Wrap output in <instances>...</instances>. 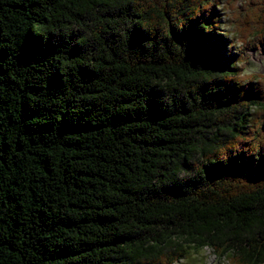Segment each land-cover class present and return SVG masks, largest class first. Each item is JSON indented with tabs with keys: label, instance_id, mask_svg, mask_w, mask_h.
Wrapping results in <instances>:
<instances>
[{
	"label": "trees",
	"instance_id": "1",
	"mask_svg": "<svg viewBox=\"0 0 264 264\" xmlns=\"http://www.w3.org/2000/svg\"><path fill=\"white\" fill-rule=\"evenodd\" d=\"M257 42L264 0H0V264H264Z\"/></svg>",
	"mask_w": 264,
	"mask_h": 264
},
{
	"label": "rangeland",
	"instance_id": "2",
	"mask_svg": "<svg viewBox=\"0 0 264 264\" xmlns=\"http://www.w3.org/2000/svg\"><path fill=\"white\" fill-rule=\"evenodd\" d=\"M228 13V12H227ZM225 29H229L228 15L224 17ZM255 48L246 49L244 51V62L242 66L244 72H259L264 73V44L257 42ZM195 260H180L177 264H227V260L219 259L208 248L200 250L199 254L195 255Z\"/></svg>",
	"mask_w": 264,
	"mask_h": 264
}]
</instances>
